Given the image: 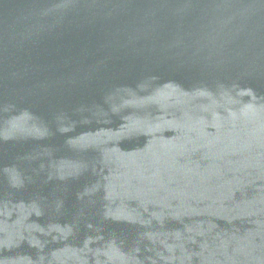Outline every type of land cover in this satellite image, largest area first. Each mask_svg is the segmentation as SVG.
<instances>
[{
    "label": "water",
    "instance_id": "95a60500",
    "mask_svg": "<svg viewBox=\"0 0 264 264\" xmlns=\"http://www.w3.org/2000/svg\"><path fill=\"white\" fill-rule=\"evenodd\" d=\"M0 264H264V0H0Z\"/></svg>",
    "mask_w": 264,
    "mask_h": 264
}]
</instances>
